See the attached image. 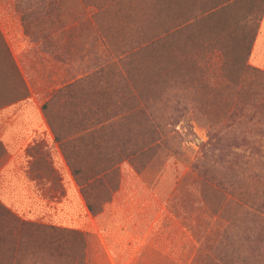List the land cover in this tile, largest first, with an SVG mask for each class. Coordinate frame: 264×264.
I'll use <instances>...</instances> for the list:
<instances>
[{"label": "rangeland", "instance_id": "rangeland-1", "mask_svg": "<svg viewBox=\"0 0 264 264\" xmlns=\"http://www.w3.org/2000/svg\"><path fill=\"white\" fill-rule=\"evenodd\" d=\"M18 1L41 12L24 26L41 48L62 59L67 41L75 79L68 113L90 119L88 146L82 151L78 141L73 154L76 176L83 185L118 169L107 179L113 191L91 195H111L105 210L118 212V230L123 225L133 243L102 246L81 233V246L80 235L44 228L24 246H0V264H203L226 227L233 264H264V72L243 67L264 0L0 4L13 13L8 5ZM16 75L0 43V105L23 94ZM156 136L159 148L133 164L128 156ZM106 231L113 237L116 229Z\"/></svg>", "mask_w": 264, "mask_h": 264}, {"label": "crops", "instance_id": "crops-1", "mask_svg": "<svg viewBox=\"0 0 264 264\" xmlns=\"http://www.w3.org/2000/svg\"><path fill=\"white\" fill-rule=\"evenodd\" d=\"M12 5L8 7L13 13H7V5L0 4V30L28 94L0 105V246H24L26 237H38L44 228L97 235L102 246L132 245L123 225L118 230V212L108 214L105 205L100 214L91 213L82 193L86 183L80 185L76 176L80 169L73 154L78 141L82 151L88 146L90 119L68 113H74L75 79L69 78L73 66L68 69L64 58L67 41L62 52L58 48L62 59L53 56L49 46L42 49ZM248 64L264 72V9ZM84 98L83 93L79 99ZM57 106L67 112L54 115ZM117 195L118 190L114 198ZM109 215L114 221H106ZM112 224L113 237L106 233Z\"/></svg>", "mask_w": 264, "mask_h": 264}, {"label": "trees", "instance_id": "trees-1", "mask_svg": "<svg viewBox=\"0 0 264 264\" xmlns=\"http://www.w3.org/2000/svg\"><path fill=\"white\" fill-rule=\"evenodd\" d=\"M47 1L48 0H39V2H40V4H41V6L40 7H43V5H45L46 3H47ZM51 1H53V0H51ZM237 1H239V0H235L233 3H231L232 5L233 4H235ZM21 3H23V2H20V1H18V2H16V7L19 9V10H21L22 11V22H23V24H24V26H26L27 24H28V22L29 21H31V19H35V18H37V17H40L39 16V14L41 13V12H33L34 10H31L30 8H28L27 6H26V4H24V5H22ZM230 4V5H231ZM226 7V6H225ZM253 7H254V5H253ZM263 9H264V2L261 4V6H260V8H259V12H258V18H257V23H256V28H255V31H254V33H253V35H252V37H251V40H250V42H249V44H248V47H247V50H246V56H245V58H243L244 59V64H243V67H246V68H251V66H247V61H248V56H249V53H250V49H251V46H252V43H253V40H254V37H255V35H256V31H257V28H258V20L260 19V17H261V14H262V12H263ZM27 10H29V12L27 13ZM31 10V11H30ZM41 10H42V8H41ZM222 11H223V9H221ZM37 11H38V8H37ZM227 11V10H226ZM32 13H33V15H32ZM30 17V18H29ZM233 22L236 24V23H238V19H234L233 20ZM0 43L2 44V46L5 48H7V50H8V55L10 56V60H11V62H12V66H14V70H15V72H16V76L19 78V80L20 79H22V77H21V75H20V73H19V71H18V68H17V66H16V64H15V62H14V60H13V58H12V55H11V53H10V51H9V48H8V46H7V44H6V42H5V40H4V38H3V35H2V32L0 31ZM255 69V68H254ZM263 73V72H262ZM264 74V73H263ZM23 80V79H22ZM23 82V81H22ZM24 84V83H23ZM18 91V90H17ZM17 91H14V94H15V97L14 96H12V98H16V97H22L23 96V94L24 95H27L28 94V90H27V88L25 87V91L23 92V94H21V95H19L18 93H17ZM16 92V93H15ZM11 98V99H12ZM10 100V99H9ZM142 109V108H141ZM140 109V110H141ZM98 125H100L99 126V128H101V127H103L104 125H105V123L104 122H98L97 124H96V126H98ZM98 128V129H99ZM158 128H159V125L156 123L155 125H154V130H158ZM96 130V129H95ZM157 138H158V136H156L155 138H154V140H151V141H149L147 144H145V145H143V146H140V147H137L135 150H133V152L128 156V157H130L129 159L133 162V164H135L134 163V158L136 157L135 155H140V154H142V153H146V152H150L151 150L152 151H155V150H157L158 148H159V146L157 145V144H155L154 142H156L157 141ZM75 172H76V174L78 173V171L77 170H75ZM118 172V169L117 168H114V167H112L111 169H108V170H104V171H99V172H97V173H95V174H92L90 177H89V183H87V184H85V185H83L82 186V193H83V195H84V198H85V200H86V203H87V205H88V208H89V210L91 211V213L93 214V215H98V214H100L102 211H103V209H104V204L108 201L109 202V200L111 199L110 198V194L109 193H107V198L105 199V200H101V199H99V198H97V197H95V196H92L91 194H92V191H104V187H106L107 186V188H109V184H108V182H107V179L109 178V176L111 175V174H116ZM85 182H86V180H85ZM84 182V183H85ZM207 182V180H203V183L205 184ZM203 184V185H204ZM211 184V183H210ZM209 184V185H210ZM213 184V185H212ZM209 187L211 188V189H213L214 187H215V183H212ZM216 184H218V183H216ZM219 185V184H218ZM217 185V186H218ZM116 186V185H115ZM115 186H113V187H111V188H109V189H111V191H113V188L115 187ZM220 186V185H219ZM221 187V186H220ZM110 191V190H109ZM110 191V192H111ZM105 201V202H104ZM228 203V202H227ZM261 221H263V219L261 218ZM229 229H231V228H229V227H226L225 228V230L223 231V233L220 235V240L218 241V243H217V245H216V247L213 249V251H212V253L211 254H209V255H207V257H206V259H205V261L203 262V264H233L232 263V261L230 260V258L228 257V255L226 254V252H225V250H226V246H229V241H228V237H229ZM70 233H74V234H77V235H80L81 237H80V243H81V246H86V240L84 239V235H82L81 233H79V232H70ZM256 256V255H255ZM83 260H84V258H82ZM85 264V263H84Z\"/></svg>", "mask_w": 264, "mask_h": 264}]
</instances>
